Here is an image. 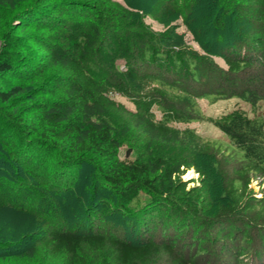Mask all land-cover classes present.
<instances>
[{
  "label": "trees",
  "instance_id": "trees-1",
  "mask_svg": "<svg viewBox=\"0 0 264 264\" xmlns=\"http://www.w3.org/2000/svg\"><path fill=\"white\" fill-rule=\"evenodd\" d=\"M18 1L30 0L0 6ZM124 2L36 0L21 13L45 30L48 63L42 58L31 72L39 88L0 89V119L11 130L0 140L12 161H21L14 152L34 154L29 174L40 187L30 184L23 201L8 206L28 212L29 203L51 224L23 263L264 264V194L250 188L258 180L264 193V0H158L160 17L138 0ZM199 16L217 37L196 39L206 54L186 44L175 23ZM147 18H160L166 31H153ZM12 72L9 53L0 75ZM40 93L45 99L35 100ZM115 94L134 105L127 110L135 124L114 115L124 109ZM205 96L239 98L250 112L239 105L205 119L196 109ZM202 118L233 151L197 132L193 122ZM127 145L135 158L120 157ZM85 167L96 198H104L70 223L47 201L62 193L73 199ZM189 168L200 186L187 189Z\"/></svg>",
  "mask_w": 264,
  "mask_h": 264
},
{
  "label": "rangeland",
  "instance_id": "rangeland-1",
  "mask_svg": "<svg viewBox=\"0 0 264 264\" xmlns=\"http://www.w3.org/2000/svg\"><path fill=\"white\" fill-rule=\"evenodd\" d=\"M55 0H51V2ZM93 1V0H89ZM125 4L124 0H114ZM138 2L150 6L157 10V16L160 17L159 12L161 11L158 6V0H138ZM36 4V0L30 1H18L14 8L0 6V59L5 57L9 53H13L14 72L8 75H0V89L8 90L13 85H25L28 89L39 88L40 84H35L33 79V67L39 63V60L45 58V64L48 63L46 58L47 51L45 45L40 42V37L44 36L45 30L43 28H37V23H29L26 18H22L23 11ZM30 10V9H28ZM22 13V14H21ZM24 15V14H23ZM202 15V13L200 14ZM38 19V18H37ZM146 22L150 25L155 32L166 31V26L161 23V19H150L147 18ZM199 22V23H198ZM28 23V24H27ZM178 33L184 36L186 44L193 46L198 52L206 54V48L202 47L196 39L201 36L203 41L206 39L216 40L217 37L212 33V27L202 26V17H197L195 23L188 24L184 19L179 18L176 22ZM43 27V26H42ZM44 44V43H43ZM38 45L41 49H38ZM47 48V47H46ZM215 61L226 67L225 61L218 55H213ZM32 72V73H31ZM66 78V77H65ZM33 80V83L31 82ZM32 83V84H31ZM30 86V87H29ZM43 93L42 95H44ZM41 93L35 100L45 99ZM47 98L48 93L46 92ZM33 97V95H32ZM29 98V102L23 99L24 106L19 110L25 109L26 105L33 99ZM35 97V96H34ZM40 97V98H39ZM115 101L122 105L124 109L117 108L113 113L121 121L130 124H135L134 118L130 117L128 110H135L134 105L131 103L128 97L115 94ZM242 107L250 112V107L246 103L242 102L239 98L232 99H214L211 96L201 97L198 100L197 111H199L205 119L218 118L223 114L231 112L236 107ZM126 109L125 112L124 110ZM128 109V110H127ZM251 114V113H250ZM197 132L208 141L215 143L220 146L223 150L231 152L234 149L233 143L230 139L221 132L216 126L207 120H196L193 122ZM22 126V125H21ZM23 128L24 125L22 126ZM5 122L0 119V134L6 135L10 132ZM137 142H140L141 138L137 137ZM18 143H21L19 141ZM26 145V144H25ZM27 147V145H26ZM130 150L129 157L135 158L136 152L130 146H124L120 150V157L124 158L126 152ZM26 151V148H25ZM38 151V150H37ZM40 152V151H38ZM237 153H240L237 151ZM21 161L18 163L13 158L12 161L9 153H5L3 144L0 140V264H26L23 263V254L27 248L34 245L37 240H43L47 233V227L51 225L43 218L39 217L38 211L35 212V206H30L29 203H24L22 206H28V212L19 211L16 207H9L11 203L13 206L17 203L16 201H23V190L29 188L32 184L33 187H40L34 174H29L30 171L34 172V164L32 161L34 158L33 153L14 152ZM28 155V156H27ZM16 157V156H15ZM18 159V158H17ZM19 159V160H20ZM231 164V162H229ZM84 169V168H83ZM92 169L85 167V173L81 176L80 183L76 185L73 199L68 193H62L60 196L48 198L47 204L52 207L50 203L52 200L56 202V209L63 210L64 216L68 217V221H76L78 217H84L89 214V211H95L96 206L99 205L100 200L104 197L96 198L93 187L95 185L94 179L91 177ZM199 174L194 168L186 169L182 175L183 181L186 183L187 189L200 186L201 180ZM250 188L256 193V197L263 196V187L259 186L258 180H253L250 184ZM14 189V190H13ZM90 205V207H89ZM30 208V210H29ZM34 210L32 212V210ZM45 209L46 208H42ZM51 209V208H50ZM48 209L47 211H50ZM54 208L52 207L51 210ZM90 215V214H89ZM92 215V214H91ZM82 220V219H81ZM87 225V224H86ZM84 228V227H83ZM84 231H88V227L84 228ZM84 233V232H83Z\"/></svg>",
  "mask_w": 264,
  "mask_h": 264
},
{
  "label": "water",
  "instance_id": "water-1",
  "mask_svg": "<svg viewBox=\"0 0 264 264\" xmlns=\"http://www.w3.org/2000/svg\"><path fill=\"white\" fill-rule=\"evenodd\" d=\"M130 150L126 152V157H129Z\"/></svg>",
  "mask_w": 264,
  "mask_h": 264
}]
</instances>
